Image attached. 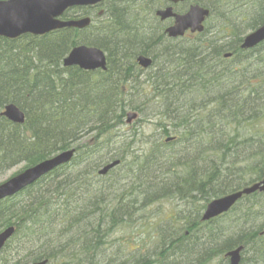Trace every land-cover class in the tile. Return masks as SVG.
Segmentation results:
<instances>
[{
  "label": "rangeland",
  "instance_id": "obj_1",
  "mask_svg": "<svg viewBox=\"0 0 264 264\" xmlns=\"http://www.w3.org/2000/svg\"><path fill=\"white\" fill-rule=\"evenodd\" d=\"M143 1L125 0L117 3L115 7L106 1L98 8L82 9V6L69 8L64 14L66 19L89 16L92 20L91 25L81 34L74 27L67 28L66 34L51 39L50 52L40 51V55L36 53L37 41L32 42L28 35L17 42V48L23 47L16 53V57L23 62L19 64L23 65L21 71L24 73L34 71V63L36 70L41 69V73L44 74L50 73L54 79L53 86L51 84L49 88H46L47 82L43 79L39 83V93L36 96L44 106H49L50 114L52 113L50 99L58 100L63 97L61 93L57 94V89L68 94L63 98L71 95L70 85L67 82L69 67H65L63 60L60 61L63 53L60 48L52 45L60 41L62 45L60 47L66 49L68 41L73 40L74 30L78 33L80 44H97L109 57L110 64L114 59L110 67L113 70L114 82L108 87L110 100L103 114L90 116L89 103L95 102L94 98H90L79 115L87 119V124H83L82 121L75 123L78 134L72 139L80 140L71 144L69 148L100 135L101 146L97 152H94L95 157L86 164L77 165L80 154L84 158L87 156L86 147L78 150L80 152L63 164L62 168L52 171L53 173L46 180L37 185L39 187L35 189L36 195L31 199L35 203L28 202L24 207L14 203L0 212V228H3L11 218L24 215L25 210L31 209L34 204L45 208L51 203L48 215L43 214V219L47 222L45 230L48 228L53 231L54 241L59 244L62 251L51 250L41 244L26 245L18 256L8 260L6 264H20L29 260L31 256L39 258L45 255L50 261L49 264L61 263L71 255L73 258H79L81 264H137L149 257L151 259L158 257L161 249L171 240V233L168 234L171 227L175 230L183 227L182 231H185L186 224L194 219L197 227L190 239L181 243L193 249L191 254L182 256L179 252L180 248L172 249L168 259L170 264H228L226 253L223 254L219 250L223 240H233L237 236L238 222L240 225L245 222L255 227L264 223V192L262 191L242 195L235 203L231 216L219 222L206 224L197 218L203 211V204H207L212 197L230 190V186L240 189L241 185L250 180L257 181L264 175V157L260 154L264 152V139L261 140V144L257 140L252 142L251 136L256 132L255 127L236 120V117H240V113L230 115L233 118L228 120L218 106L211 104L217 98L215 94H206V98L202 95L201 84L195 77V71L206 60L211 61L216 56V52L222 49L223 43L213 38L208 42L209 45L212 44L211 47L206 50L208 43L188 35L166 37L161 42H155L163 25L158 19L156 22L153 19L147 20L148 23L143 22L144 24L137 21L138 12L134 9V5ZM194 3H204L211 10L212 16L208 20V26L213 27L212 30L215 32V27L223 26V21H226L233 31L237 33L245 31L247 34L250 30L246 31V29L258 24L262 19L261 8L264 0H240V2L239 0L223 2L183 0L177 4L180 7L179 11L174 10V12L185 11ZM170 5L171 3L167 1L162 3L161 7L165 10ZM170 19L173 17L167 18ZM119 28H123V31H119L121 30ZM100 34L104 36L101 37ZM149 40L152 43L147 48V52L157 60L156 63H153V67L151 66L147 73L137 70L136 76H141L140 88L135 85L131 77L126 79L127 93L124 96L126 106L122 110L124 109L123 113L134 110L138 115L130 122L124 117L122 124L118 123L110 128L122 111L117 102V83L124 71V63L129 61L134 51L143 50ZM236 43V38H233L224 45L236 50L240 48ZM38 46L42 47L41 44ZM71 47L70 43L69 50ZM238 66L245 67H240L236 70L237 75L233 76L236 84L240 85L238 92L240 95L244 92L245 96H248V92L251 91L248 100L250 107L253 106L251 104L257 105L255 104L257 102L264 105V91L255 92L252 89L256 87L251 85L261 75L264 77V69L249 66L244 60L242 64L238 63ZM162 68L165 69V75L161 74ZM89 77V74L82 75L76 77L74 82L80 84ZM7 84L8 82L4 87ZM225 90L222 95L227 94ZM9 92L2 89L0 95ZM158 97L159 101L155 103ZM226 99L229 104H236L234 95H226ZM20 100L17 105L24 113V121L15 122L2 116L6 120L4 119V123L1 122V126L5 130L4 136L16 137V144L21 136L20 144L24 147L33 140L29 136H39L40 129L33 124V113L27 101ZM173 108L177 117L172 111ZM206 117L214 118L211 131H218L223 142L217 147L214 144L215 150H209L201 155L197 153L203 147H211L217 139V135L215 136L211 131L206 134L200 132V129L194 131L193 122L196 123V120H203ZM71 125V123L64 124L59 128L58 133L70 135ZM168 137L174 139L169 140ZM5 144L0 146V182L22 170L29 158L34 157L31 153L22 155L18 159L12 158V153ZM60 145V143L53 145L47 154H51ZM109 159L120 161L106 173L99 174L98 168L101 163ZM197 160L200 163H195ZM196 164H200L198 170L195 168ZM203 169L208 172L211 170L212 174H203L201 171ZM228 173L231 177H228ZM212 176H215L217 181L209 183ZM59 184H68L64 197L65 200L70 198L72 201V205L69 206L70 215H67V211L63 208H59L58 203L53 206L54 200L47 201L51 198V194L49 197L42 194V192L49 194L51 190H59ZM73 193H77V196L80 193L87 194L90 200L73 199ZM57 194L58 192H55V195ZM14 201L16 202V199L13 197ZM80 202L83 204L82 207L79 205ZM87 203L92 204L95 213L90 214L91 206ZM1 205L5 206L7 202L3 201ZM53 212H56L54 219H52ZM179 216L184 217V220L182 221ZM231 220H233L231 228L225 232ZM219 228L224 230L223 236L216 238L213 235ZM180 233L183 232L179 231L173 237ZM60 236L66 239L61 240ZM92 242L103 247L94 253L96 247ZM13 243L14 240H11L0 252V262ZM239 264H264V236H258L254 242L245 245Z\"/></svg>",
  "mask_w": 264,
  "mask_h": 264
},
{
  "label": "trees",
  "instance_id": "obj_2",
  "mask_svg": "<svg viewBox=\"0 0 264 264\" xmlns=\"http://www.w3.org/2000/svg\"><path fill=\"white\" fill-rule=\"evenodd\" d=\"M114 1L115 0H112V4L114 3ZM221 1L223 2L224 0ZM201 5L206 6L204 3H202ZM112 7H115V5H113ZM176 8L178 10V5L176 6ZM262 18L264 17L262 16ZM260 22L254 26L247 28V30L251 28H256L261 24ZM224 27L222 28L225 29ZM227 28L233 29L228 23H227ZM66 29L67 28L56 30L42 36H35L32 34H25V35L30 36L32 42L34 40L37 41L36 53L40 55V51L50 52L51 49L49 48V46L52 44L51 39L59 36H63L64 34H66L65 33L67 31ZM81 33L83 32H80V34ZM25 35H22L15 39H7L5 37L0 36V91L2 89L10 91L9 93L4 94L3 96L0 95V112L4 108L5 104L9 102H14L16 104H19L20 103L19 101H21L20 99L27 101L30 107V111L32 110L33 113V114L31 113L33 115V119H32L33 124L34 126L40 129V134L39 136L37 135H33L32 137L29 136L33 140L29 142L27 141L28 144L22 147V145L20 144L21 136L19 137L18 142L16 144L15 141L17 140L15 136L9 137L3 135L5 130L1 126V122L4 123L6 119L2 117V115L0 114V130H2V132H0V146L3 145V143H6L5 147L9 149V152L12 153V158L15 159H18L22 155H30L31 153H33L34 157L31 156L26 166H24L27 167L30 165H34L35 163L41 160H45L61 151L67 150L71 146V144L78 141L79 138L72 139L76 134H78V131L75 130V123L78 121H82L83 124H87L88 122L85 117H79L82 108L84 107L86 102L90 100V98H94L95 102L89 103L90 116H95L96 114L102 115L104 108H108L109 105L110 98H109L108 87H111V82L114 81L112 76V72H113L112 69H110L108 72H84L77 67L67 68V71L69 72L67 82L70 85L71 91L69 93H71V95L67 96L66 98H63L64 95H68V94L67 93L65 94L61 89H57L58 91L57 94L61 93L63 97L58 100L50 99V101L52 102V113L50 114L48 111L49 106H44L36 98V96L39 93V89H38L39 83L44 79V81L47 82L46 88H49V86H51V84L54 82L53 77L50 75V73H46V74L41 73L40 71L41 69L36 70L35 69L36 64L33 63L34 60L31 61L33 63L34 71H29L27 73H24V71H21V67H23V65L22 66L19 65L20 63L23 62L21 61V59H18L16 57L17 51L23 48V47L17 48L16 44H18L17 42L21 40V38L24 37ZM193 37H196L199 41L203 43L209 42L206 40V35L204 33H201ZM232 39L233 38H231L230 40ZM70 43L71 46L79 43L78 33L75 30L73 32V40L72 42L68 41L67 43L68 47L66 49L60 47L62 46L60 45V41H56L54 45H52L54 47H59L60 48L59 50L63 52L60 57V61L63 60L64 56L67 55L69 51ZM38 44H41L42 47H39ZM211 45H209L208 43L206 50L209 49ZM221 48H222L221 50L216 52V56L211 61L208 62V60H206L195 71V77H197L199 83L201 84L200 87H201L202 95L204 96V98H206V94L208 93L215 94L217 98L216 100H214V103L212 105L218 106L219 109L223 112V114L226 115V118L228 120H230L229 118L231 119L233 118L230 117V115H236L240 113L241 114L240 117H236L235 118L236 120L244 121L249 126H253L254 124L255 126L253 127H255L256 132L252 133V138L257 140L258 143H260L261 140L264 139V127L261 122L263 118L262 116H260V113H262L263 104H257V105L251 104L253 106L250 107V103L248 100H250L249 98L251 91L248 92V96H245L244 92L242 95H240V93L238 92L240 85L236 84V81L234 80L233 77L234 75H237L236 70H238L240 67L241 68L244 67V66H238V63L241 64L243 63V59L245 57V50H241L240 48H237L236 50H232L233 57L232 59L229 60L232 61V63L230 65L228 64L227 66H222L220 64V59H222L220 55L225 53L226 50H228V48L224 44L221 46ZM259 59L262 60L263 58L260 57ZM258 67L264 68L260 65V63ZM86 74H89L90 76L89 78H87L86 81L81 82L80 84L74 82V79L76 77L79 78L82 75H86ZM255 80L256 82H253V84L251 85L256 87V90H258L257 92H259L261 89H264L263 75H261L260 78ZM6 82H8V84L4 87V84H6ZM117 89H118L117 102L120 104V111H121L122 108L126 106V104L124 102L123 93L121 91L119 82L117 83ZM223 90H225V92L227 91L226 94L227 96L234 95V97L236 98L234 103L236 104L228 103L226 99V95H222ZM158 101H159V97L156 99L155 103H158ZM123 111L124 109L115 118L116 121L110 125V128L118 125V123L119 124L123 123L124 117L127 116V112L123 113ZM48 115H51V117H48ZM66 123L72 124L69 129L70 135L62 132L58 133L59 128ZM193 123L195 125L194 129L199 130L198 127L199 123H195V122ZM99 136L95 138L99 139L100 138ZM255 140H253L252 142H254ZM62 141L64 142L62 143ZM58 143H60L61 145L58 148H56L51 154H47L48 151H50L51 147L53 145L56 146ZM203 144L208 145L209 143H203ZM214 144H216L215 141L213 142L212 145ZM82 147L88 148L87 155L89 153H94L99 150L94 140L85 142L83 146H81L80 144L77 148L81 149ZM260 154L264 157V152H261ZM78 158L79 161L77 165H83L87 163V161L84 160L85 159L84 156H81V154L78 156ZM106 163H108V160L103 161L101 164H106ZM195 163H200V161L197 160ZM62 167L63 166H60L59 168L55 169L53 172L57 171ZM195 168L196 170H198L200 168V164H196ZM49 175L44 177L34 185L30 186L26 190L22 191L18 195L14 196L16 202L15 201L13 202V198L6 200L5 202H7V205L5 206L1 205L0 202V212L5 208L10 207L14 203H18L21 207H24V205H26L28 202L35 203L33 200H31L32 196L36 195L35 189L38 188L39 186L37 187V185H39L42 181L46 180L49 177ZM58 186H59V190H54V191L51 190L52 192L49 194H45L44 192H42V194L47 197H49L51 194L52 195L51 198L49 200L47 199V201L54 200L53 206L57 205L58 203V207L61 209L63 208L64 210L67 211L66 214L70 215L69 209L71 208H69V206L70 204L72 205V201L70 200V198L65 200L66 197H64L66 195L68 184L65 185L59 184ZM233 190L230 189L214 197L222 196ZM55 192H58V194L55 195ZM85 192H86V188L84 189V193ZM84 193H80L78 196L77 193H73L72 197L73 199H77V200H90L88 198V195ZM87 204L91 206L90 214L95 213L92 204L90 203ZM50 205L51 203L45 206L44 208L37 204H34L31 207V209L25 210L24 215L14 217L9 220V222L7 223L8 225L16 226V232L12 237V240H14L12 246H15L18 251L21 250L22 247H25L26 245H33V244H41V246H44L48 249H51L50 247H53L51 246L53 243L50 238L51 234L48 232V228L45 230V226L47 225V222L44 221L43 219V214L48 215L47 212L49 211ZM79 205L82 207L83 206L82 202H80ZM55 215L56 212H53L52 219L55 218ZM220 218H216L212 220V222H215ZM27 226H29L30 229L28 230V232L26 229ZM238 226L241 227V225ZM253 232L249 234L247 243L254 242L258 238V233L256 231ZM38 236L42 237L44 240L35 241V239L38 238ZM191 250L193 249L189 248V246L186 245L184 247H181L179 249V252L182 254V256H188V254H191L192 252ZM157 256L158 257L154 259V262L163 264V262H160L161 259L160 254ZM165 261L166 262H164V264H167L166 259ZM61 264H81V262L79 258L77 257L73 258V255H71L69 256V258H66L65 261L63 260Z\"/></svg>",
  "mask_w": 264,
  "mask_h": 264
},
{
  "label": "water",
  "instance_id": "obj_3",
  "mask_svg": "<svg viewBox=\"0 0 264 264\" xmlns=\"http://www.w3.org/2000/svg\"><path fill=\"white\" fill-rule=\"evenodd\" d=\"M101 0H0V36L15 39L24 34L44 35L56 29L79 27L89 24L88 17L81 19L63 20L61 17L67 9L75 6L96 4ZM177 3L183 0H169ZM161 17H174V23L168 29L171 35L183 36L187 30H204L203 22L209 15V10L200 4H192L184 14L175 13L172 7L159 10ZM264 40V23L249 33L243 40L242 47L249 48ZM228 53L227 55H230ZM144 64L145 62L142 60ZM65 64H79L86 69L96 68L105 65L104 53L96 47L81 45L75 47L65 58ZM3 115L15 122L24 121V113L16 104H8ZM137 117V112H128L127 121L130 122ZM170 139V138H169ZM75 149H67L56 155L47 158L35 166H32L20 174L13 176L0 185V199L10 196L33 183L46 173L51 172L58 166L70 161ZM119 160L111 162L103 167L101 172H106L109 168L118 164ZM257 189L264 190V180L262 183L252 184L244 190H237L213 199L206 210L204 220H208L218 214L228 211L243 194L255 192ZM15 227L6 228L0 233V249L12 236ZM243 247H237L227 252L230 257L229 264H239ZM46 260L34 264H45Z\"/></svg>",
  "mask_w": 264,
  "mask_h": 264
},
{
  "label": "bare ground",
  "instance_id": "obj_4",
  "mask_svg": "<svg viewBox=\"0 0 264 264\" xmlns=\"http://www.w3.org/2000/svg\"><path fill=\"white\" fill-rule=\"evenodd\" d=\"M106 1H109L110 3H111V6H113V5H116L117 3H122V2H124L125 0H115L114 1V3L112 4V0L110 1V0H101L100 2H98V3H96V4H90V5H83L81 8L82 9H88V8H98V7H100L104 2H106ZM166 1H168V0H144L141 4H135L134 5V9L138 12V16H137V21L140 23V24H144L143 22H146V23H148L147 22V20H154V22H156V20H157V17H158V11H159V7H160V5H162V3H164V2H166ZM259 1H261V0H259ZM196 4H199V3H196ZM203 7H205V8H207L208 10H209V15H211L212 16V13H211V10L207 7V6H204L203 5ZM178 9H180V7H178ZM261 10L263 11V13H262V16L264 17V4H263V6H262V8H261ZM179 11V10H178ZM188 11V9L187 10H185V11H182L181 10V12H179V13H181V14H184V13H186ZM100 15V14H99ZM89 19H90V22H89V24L88 25H86V26H84V27H82V28H79V27H74L79 33L80 32H85V31H87V29L86 28H88L90 25H91V17H89V16H87ZM83 18H86V17H83ZM72 19H81V18H72ZM262 19H263V21H262ZM260 21H262V22H260L261 24H260V26L264 23V18H262ZM115 23L112 21V25H114ZM149 24H152V23H149ZM118 26V25H117ZM259 26V27H260ZM108 27H109V25H108ZM119 27V26H118ZM171 26H168L167 28H165L164 26H161V28H160V30H159V35L156 37V40H155V42H157V41H159V42H161L163 39H165L166 37H171V38H174V37H177V36H181V35H171L170 34V31L168 30L169 28H170ZM119 29H121V30H119V31H123V28H119ZM254 29L255 28H251V31L253 32L254 31ZM235 33H237V32H235ZM240 33V32H239ZM238 33V34H239ZM100 36L102 37V36H104V35H102V34H100ZM150 42L146 45V46H144V49L143 50H138V51H134L135 53H134V55L129 59V61L128 62H125L124 63V71L122 72V76H121V79H120V81H119V84H120V87H121V91H122V93H123V98H124V96H125V94L127 93V78H130L131 77V79H133L134 81H135V85H137L139 88H140V84H139V77H141V76H136V73H137V70L138 71H140V72H146L152 65H154L155 63H156V61L157 60H155L148 52H147V48L148 47H150L151 46V43H152V41L151 40H149ZM264 43V40H262V41H260L258 44H256V45H254L253 47H249L247 50H246V55H245V57H244V61H245V64H247V65H249V66H251V65H253V66H256V67H258L259 66V63H260V65L262 66V67H264V51H261V52H258V53H254V54H250V49H253V48H255V47H258V46H261L262 44ZM81 45H83V44H80V43H78V44H75V45H73L72 47H71V49L68 51V53H67V55L75 48V47H78V46H81ZM264 45V44H263ZM86 46H88V47H96V48H98V49H100L103 53H104V57H105V65L104 66H98V67H96V68H92V69H86V68H83V67H81L79 64H71V65H66L65 64V58L63 59V64L65 65V67H71V66H75V67H77V68H79L80 70H82V71H84V72H108L111 68V66L113 65V62H114V59H112V61H111V64H110V61H109V57L107 56V54L104 52V50L102 49V47L101 46H99V45H97V44H91V45H86ZM241 50H243L244 48L242 47V45H241V48H240ZM221 50V49H220ZM158 56H159V54H158ZM263 58L262 60H260L259 58ZM134 58H137L138 59V63L143 67V68H145V70H141V69H135L134 67H128V64L129 63H133V61H130V60H132V59H134ZM142 60H144L145 62H148L147 64H144L143 62H142ZM155 61V62H154ZM178 62L180 63V59L178 60ZM154 63V64H153ZM153 67V66H152ZM151 67V68H152ZM150 68V69H151ZM258 68H260V67H258ZM260 69H264V68H260ZM148 72V71H147ZM146 72V73H147ZM139 73V72H138ZM145 73V74H146ZM141 74V73H140ZM161 74L162 75H165L166 74V72H165V69L164 68H162V70H161ZM141 75H144V74H141ZM113 76V75H112ZM255 92L256 91H258V90H256V88L255 89H253ZM262 91H264V89H261L259 92H262ZM96 95V94H95ZM207 95H210V93H208ZM169 98V97H168ZM125 102V101H124ZM146 103H147V101H146ZM177 104H179V103H181V102H176ZM214 103V101L211 103V104H213ZM8 104H16V103H14V102H9V103H7V104H5V106H4V108L2 109V111L0 112L1 113V115L2 116H5V115H3V112L5 111V107H6V105H8ZM255 104H261L260 102H257V103H255ZM17 105V104H16ZM167 106H169L170 104H166ZM171 105H174V104H171ZM18 106V105H17ZM19 107V106H18ZM165 107V106H164ZM20 108V107H19ZM263 108H264V105L262 106V113H260V116H262V120H261V122H262V124L264 125V110H263ZM21 109V108H20ZM22 111V110H21ZM172 111H174V114H175V116L177 117L178 115H177V113H176V110H175V108H173L172 109ZM23 112V111H22ZM128 112V111H127ZM7 117V116H6ZM178 118H180V115H179V117ZM215 120H214V118H204L203 120H201V121H199V120H197L196 121V123H199V125H198V127H199V131L200 132H202V133H204V134H206L208 131H211V127L213 126V124H212V122H214ZM128 122V121H127ZM253 126H255L254 124H253ZM257 129V128H256ZM194 131H196V130H194ZM211 133L212 134H214L215 136L217 135V139L215 140V142H216V146L215 147H217L219 144H221L222 142H223V139H222V137L219 135V132L218 131H215V132H213V131H211ZM166 137H167V135H165ZM100 138L99 139H96V138H94V137H92L89 141H91V140H94L95 142H96V144H97V147L98 148H100V146H101V136H99ZM252 137V136H251ZM257 137V136H256ZM258 138V137H257ZM80 140V139H79ZM252 140H255V139H253L252 138ZM98 141H100V143H98ZM77 142V141H76ZM85 142H88V140H86ZM85 142H83L82 144L81 143H79V145L81 144V146H83V144L85 143ZM75 143V142H74ZM79 145H77L76 147H71V149L73 148V149H75V152H74V155L73 156H75L78 152H80V151H78V150H81L82 148H84V147H82L81 149H78L77 147L79 146ZM215 147L212 145L211 147H208V148H205V147H203L201 150H200V152H198L197 154H201V155H203L204 153H206L207 151H209V150H215ZM86 151H88V148H86ZM196 154V155H197ZM95 157V153H89L86 157H85V161H89L90 159H92V158H94ZM116 160H119V159H109L108 160V163H106V164H101L100 165V167L98 168V173L100 174H104V173H106L108 170H110L111 168H109L106 172H101V170L103 169V167L105 166V165H107V164H109V163H111V162H114V161H116ZM41 161H43V160H41ZM41 161H39V162H41ZM120 161V160H119ZM39 162H37V163H35L34 165H30V166H27V167H24L22 170H19V171H17L16 172V174H14V175H12V176H10V177H8L7 179H5V180H3V181H1L0 182V185L2 184V183H4L5 181H7V180H9L10 178H12L13 176H16V175H18V174H20L21 172H23V171H25L26 169H28V168H30V167H32V166H35L36 164H38ZM119 163V162H118ZM0 170H1V168H0ZM96 171V170H95ZM202 172H203V174H207V175H211L212 174V172H211V170L208 172V171H204V169L203 170H201ZM50 173H52V171L51 172H49V173H46V174H44L43 176H41L40 178H38L37 180H35L33 183H31V184H29V185H27V186H25L24 188H22L21 190H19L18 192H16L15 194H13V195H10V196H6V197H4V198H2V199H0V202H3V201H6V200H8V199H11V198H13L14 196H16V195H18L19 193H21L22 191H24V190H26L27 188H29L30 186H32V185H34L35 183H37L38 181H40L41 179H43L44 177H46V176H48ZM228 177H231V174L230 173H228ZM220 180L221 181H223V179L222 178H220ZM264 180V175L261 177V178H259L257 181H254L253 182V180H250V182H248V183H246V184H244V185H241L240 186V189H237V190H244V188H246V187H250L252 184H255V183H262V181ZM215 181H217V178L215 177V176H212V178H211V180H210V182L209 183H214ZM230 188L233 190V191H236V187L235 186H230ZM222 191L223 190H225V189H221ZM256 191H262V193L264 192V190H259V189H257ZM255 191V192H256ZM253 193V192H252ZM243 195H245V194H243ZM215 198H218V197H212L211 199H209V201H208V203L207 204H203L204 205V207L202 206V213H200V214H198V216H197V218L199 219V221L200 222H206V224H213L214 222H212V220H214V219H216V218H220V219H218L217 221H215V222H219V220H221V219H223V218H226V217H230L231 215V213L234 211V209L233 208H230L228 211H225V212H223V213H221V214H218V215H216V216H214V217H211L210 219H208V220H204L203 218H204V215H205V213H206V210H207V207H208V205H209V203L213 200V199H215ZM97 215H99V214H97ZM223 216V217H222ZM179 218H181L182 219V221L184 220V217H180L179 216ZM196 220L194 219V220H192L191 222H188L187 224H186V226H185V231H182V228L180 229V230H175L174 228H172L171 227V229H170V231H169V233L168 234H170L171 233V240L169 241V243L167 244V245H165L162 249H161V251H160V257H161V259H160V262H163V264H164V262H166L165 261V259L167 260V264H170V261L168 260L169 259V256H170V251L172 250V249H177V248H181V247H184V245H182L181 243H183V242H185L187 239H190V237H191V234H192V232L195 230V228L197 227V224H196V222H195ZM239 221H240V219H239ZM232 222H233V220H231V224H229V226H227V229L228 230H226L225 232H227V231H229V229L231 228V225H232ZM245 222H242L241 223V227H239L238 225H240L239 224V222H238V224H237V229L239 228V231L237 232V236L235 237V238H233V240H229V239H225V240H223L222 241V244H221V246H220V250L219 251H221V252H223V254H225V253H227L228 251H230V250H232V249H235V248H237V247H240V246H242L243 247V249H242V251L244 250V248H245V245H247V240H248V236H249V234L251 233V232H253V231H256L257 233H258V236H264V223L263 224H261L259 227H255V226H253V225H248V224H244ZM11 226H13V227H15V231H14V233L12 234V236L6 241V243H5V245L0 249V252L7 246V244L12 240V237L14 236V234H15V232H16V226L15 225H5L3 228L1 227L0 228V233L2 232V231H4L6 228H8V227H11ZM26 229H27V232H28V230H30L29 229V226H27L26 227ZM179 231H181V232H183V233H180L179 235H176L175 237H173L176 233H178ZM215 231H217L213 236L214 237H216V238H219V237H222L223 236V229L222 228H219L218 230L216 229ZM48 232L51 234V236H50V238H51V241L53 242L52 243V245L51 246H53V247H50V245H49V247L51 248V250H53V249H56L58 252H61L62 251V248L61 247H59V244H57L56 243V241H54V238H53V231L52 230H50V229H48ZM221 233V236H219V234ZM254 233V232H253ZM61 240H65L66 238H64V237H62V236H60L59 237ZM40 240H44L42 237H40V236H38V238H36L35 239V241H40ZM48 242V241H47ZM93 243V245H94V247H96V249H95V251H94V253L95 252H97V251H99V249L101 248V247H103L102 245H97V244H95V242H92ZM179 244H181V245H179ZM13 245V244H12ZM11 245V247H10V249L8 250V252L5 254V256H4V258L2 259V261L0 262V264H6L7 263V261L8 260H11V259H13V258H15L16 256H18L19 255V253H20V251L21 250H24L25 249V247H22V249L21 250H17L16 249V247L15 246H12ZM46 248V247H45ZM45 250V249H44ZM42 251V253H44L45 251ZM242 251H241V254H242ZM31 254H33V253H31ZM45 257H47V255H45V256H42V257H39V258H34L33 256H31L30 258H29V260H27V261H25V262H22V263H20V264H34V263H38V262H42V261H44V260H46V263L45 264H49L50 263V261L47 259V258H45ZM163 257V258H162ZM57 264H61V263H57ZM137 264H161V263H155L154 262V259H151L150 257L149 258H147V259H144L143 261H141V262H139V263H137Z\"/></svg>",
  "mask_w": 264,
  "mask_h": 264
},
{
  "label": "flooded vegetation",
  "instance_id": "obj_5",
  "mask_svg": "<svg viewBox=\"0 0 264 264\" xmlns=\"http://www.w3.org/2000/svg\"><path fill=\"white\" fill-rule=\"evenodd\" d=\"M160 9H162V7ZM210 17H211V15H209L208 17H206L207 19L205 21L204 30H202V31H196V32L187 31L186 33L189 36H197V35H199L201 33H204L206 35V40L207 41H210L211 42V40L213 38H216L218 41H220L223 44L227 43L230 38H236L237 44L241 47L242 40H243V38L247 34H245L244 32H240L239 34L238 33H235V32H231V28L229 29L227 27H224V25L223 26L222 25L221 26H216L215 27L216 32H215L214 30H212L213 27L207 25V20ZM157 19H158L159 23L161 25H163L165 28H167L168 26H171L174 23V19H170V20H167V18H164L163 19L161 17V15H159V14H158ZM222 27H224L225 29H223ZM263 44L261 46H258V47H255L253 49H250L249 50L250 51V54H254L255 52L258 53V52L264 51V45ZM246 50H245V55H246ZM228 52H232V49L231 48H228V50H226L225 53H223L222 55H220L222 57V59H220V64L222 66H227L228 64L230 65L232 63V61H229V60L233 57V54L232 55H226V53H228ZM130 61H133V63H129L128 64V67H131L132 66L135 69L145 70V68H143L138 63V59L137 58H134V59H132ZM225 257H226L227 261L229 262L230 257L229 256H226V255H225Z\"/></svg>",
  "mask_w": 264,
  "mask_h": 264
}]
</instances>
